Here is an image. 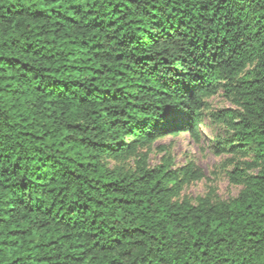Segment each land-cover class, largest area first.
I'll return each instance as SVG.
<instances>
[{"label": "trees", "instance_id": "1", "mask_svg": "<svg viewBox=\"0 0 264 264\" xmlns=\"http://www.w3.org/2000/svg\"><path fill=\"white\" fill-rule=\"evenodd\" d=\"M220 91L243 189L180 199L140 149ZM0 264H264V0H0Z\"/></svg>", "mask_w": 264, "mask_h": 264}, {"label": "rangeland", "instance_id": "2", "mask_svg": "<svg viewBox=\"0 0 264 264\" xmlns=\"http://www.w3.org/2000/svg\"><path fill=\"white\" fill-rule=\"evenodd\" d=\"M208 103L209 107L202 111L197 135L188 130L167 133L150 147L140 149L148 152L149 167L170 162L171 169L181 179L179 198H187L194 203L203 197L213 201L235 198L243 184L233 182L230 173L236 166L247 169L254 158L237 145L239 141L234 129L223 119L224 114L238 110V105L223 91L210 97ZM135 162V156L125 161L107 160L110 166H123L125 169H134ZM188 167L190 170L186 175L184 168Z\"/></svg>", "mask_w": 264, "mask_h": 264}]
</instances>
